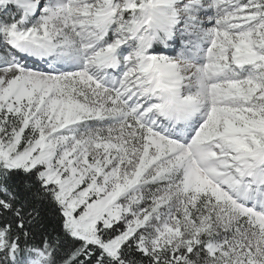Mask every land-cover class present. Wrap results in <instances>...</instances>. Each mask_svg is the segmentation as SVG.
Here are the masks:
<instances>
[{
    "label": "snow or ice",
    "instance_id": "snow-or-ice-1",
    "mask_svg": "<svg viewBox=\"0 0 264 264\" xmlns=\"http://www.w3.org/2000/svg\"><path fill=\"white\" fill-rule=\"evenodd\" d=\"M0 264H264V0H0Z\"/></svg>",
    "mask_w": 264,
    "mask_h": 264
}]
</instances>
